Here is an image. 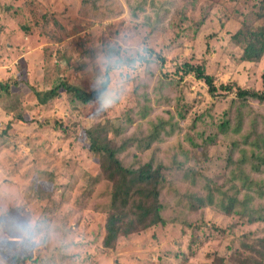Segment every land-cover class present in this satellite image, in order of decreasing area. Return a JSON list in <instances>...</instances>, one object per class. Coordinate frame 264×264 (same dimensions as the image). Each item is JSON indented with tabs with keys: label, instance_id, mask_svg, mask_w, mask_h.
Here are the masks:
<instances>
[{
	"label": "rangeland",
	"instance_id": "374dc122",
	"mask_svg": "<svg viewBox=\"0 0 264 264\" xmlns=\"http://www.w3.org/2000/svg\"><path fill=\"white\" fill-rule=\"evenodd\" d=\"M260 1L0 0V81L10 84L0 97V264H239L244 243L264 237V222L193 204L216 186L242 188L241 169L263 175L252 168L264 102L213 95L177 67L201 64L217 86L261 88L264 59L243 61L231 40L237 17ZM108 67L104 111L63 88L48 103L37 99L61 81L99 90ZM97 124L124 143L125 165L154 158L166 179L165 225L114 248L103 241L112 183L85 131Z\"/></svg>",
	"mask_w": 264,
	"mask_h": 264
},
{
	"label": "trees",
	"instance_id": "16d2710c",
	"mask_svg": "<svg viewBox=\"0 0 264 264\" xmlns=\"http://www.w3.org/2000/svg\"><path fill=\"white\" fill-rule=\"evenodd\" d=\"M239 17L243 18L238 28L232 33L231 40L241 48V59L249 62L263 60L264 0H261L258 6L249 8L247 12H241L237 18ZM21 27L27 33L30 30L28 24H24ZM160 58L164 63L165 59L163 57ZM177 70L182 74L193 73L196 78L205 82L209 92L213 95L219 90H223L225 93L235 92L237 99L241 101H247L252 98L264 102V72L262 73L261 88L248 89L234 82L222 83L217 86L214 76L208 73L205 66L201 64L195 65L190 62H183L177 67ZM110 80V68L108 67L105 72V80L99 90L89 92L69 82L61 81L58 86L50 90L44 92L36 91V96L40 103H48L59 94V89L63 88L77 100L87 104L94 99L95 95L105 92ZM8 92H10L8 80L0 81V97ZM237 120L240 121L241 118L238 117ZM228 125L229 120H223L219 124V128L225 131ZM110 129L111 127H109ZM237 129L239 130V128ZM112 130L116 134L119 131L118 128H113ZM85 131L90 139L89 149L99 159V167L103 177L112 183L111 202L105 221V237L103 240L105 247L114 248L121 238H128L132 234L143 232L159 224L165 225L166 221L163 216L164 204L160 198L166 181L163 164L151 158L144 162L140 161L136 166H127L120 158V153L124 150V143L117 145L112 138H109L108 129L105 126L97 124L86 128ZM156 136V134H153L152 138L155 139ZM146 145H149V143ZM256 146L260 147V149L254 153L258 161L255 162L252 171L256 170L257 173L263 175L256 179L253 176H249L244 169H241L240 174L243 177L242 188L246 192L242 199L239 197L242 188H237L233 192L231 189L223 191L222 188L216 186L210 188L206 197H197L193 208L203 206L216 207L226 213L235 211L247 222L256 220L264 222V140ZM244 159L245 155L242 161ZM255 199L263 202L258 207L254 206L252 202ZM55 202L54 204L51 202V206H59ZM244 247V251L238 252V257H240L237 258L239 264H264V237L259 239L256 245L244 243ZM15 256L13 255V257ZM219 264L230 263L221 257ZM232 264L238 263L234 262Z\"/></svg>",
	"mask_w": 264,
	"mask_h": 264
},
{
	"label": "clouds",
	"instance_id": "9594fccd",
	"mask_svg": "<svg viewBox=\"0 0 264 264\" xmlns=\"http://www.w3.org/2000/svg\"><path fill=\"white\" fill-rule=\"evenodd\" d=\"M93 103L100 111H104L109 106V102L102 95H95Z\"/></svg>",
	"mask_w": 264,
	"mask_h": 264
}]
</instances>
